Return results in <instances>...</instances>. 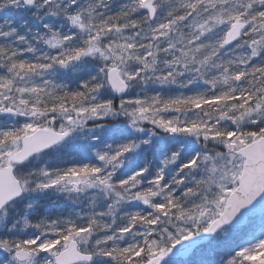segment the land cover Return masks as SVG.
<instances>
[{
	"label": "snow or ice",
	"instance_id": "obj_1",
	"mask_svg": "<svg viewBox=\"0 0 264 264\" xmlns=\"http://www.w3.org/2000/svg\"><path fill=\"white\" fill-rule=\"evenodd\" d=\"M0 264H264V0H0Z\"/></svg>",
	"mask_w": 264,
	"mask_h": 264
}]
</instances>
